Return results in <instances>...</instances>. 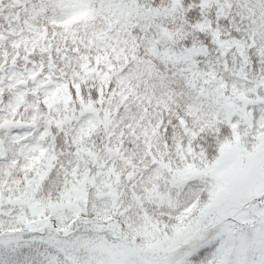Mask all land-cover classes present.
<instances>
[{"label":"snow or ice","instance_id":"snow-or-ice-1","mask_svg":"<svg viewBox=\"0 0 264 264\" xmlns=\"http://www.w3.org/2000/svg\"><path fill=\"white\" fill-rule=\"evenodd\" d=\"M0 264H264V0H0Z\"/></svg>","mask_w":264,"mask_h":264}]
</instances>
